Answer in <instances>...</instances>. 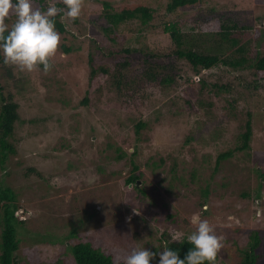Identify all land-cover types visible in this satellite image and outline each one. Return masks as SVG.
I'll use <instances>...</instances> for the list:
<instances>
[{"label":"rangeland","instance_id":"374dc122","mask_svg":"<svg viewBox=\"0 0 264 264\" xmlns=\"http://www.w3.org/2000/svg\"><path fill=\"white\" fill-rule=\"evenodd\" d=\"M58 1L63 0H53L57 7ZM169 1L81 0L82 23L61 18L68 31H58L60 44L47 73L41 66L32 72L11 64L3 68L0 83L20 112L11 138L16 152L0 168V187L13 188L16 215L25 220L18 264H77L67 246L78 241H90L123 262L133 247L152 251L164 237L174 241L192 232L194 217L208 219L223 237L215 264H243V250L256 231V252L262 255L257 264H264V72L220 62L195 78L190 62L171 54L152 63L173 65L176 84L135 79L150 66L142 61L147 53L177 49L164 31L170 22L189 34L196 25L199 51L222 59L236 48V38L256 64L264 57V0H202L168 14ZM48 3L34 0L33 6L46 9ZM138 5L155 10L151 22L135 18L111 33L105 29L107 7ZM14 20L10 13L6 22L11 26ZM228 23L238 28L224 37L222 25ZM63 43L73 52L65 53ZM125 48L133 52L127 55ZM114 56L133 62L127 70L133 77L121 90L112 72L100 70L91 80L92 66L112 71ZM162 78L159 73L155 82ZM250 83L258 87L248 88ZM87 95L90 102L83 103ZM249 119L250 148L241 151ZM140 120L147 126L138 133ZM133 174L140 176L138 184L128 182ZM70 221L75 237L68 236ZM58 223L66 226L53 236Z\"/></svg>","mask_w":264,"mask_h":264},{"label":"trees","instance_id":"16d2710c","mask_svg":"<svg viewBox=\"0 0 264 264\" xmlns=\"http://www.w3.org/2000/svg\"><path fill=\"white\" fill-rule=\"evenodd\" d=\"M202 0H170L167 5V13H175L181 8H185L188 6H194L197 3L201 2ZM57 5L59 8H62L61 6H64L63 1H58ZM65 7V6H64ZM43 8H46L45 6ZM155 10L147 5H138L137 7L133 9H124L122 11H113L109 7H107L104 11V15L106 19L108 20V25L106 26V30L111 33L114 29H117V27L128 20L131 19H139L142 24H147L151 22L153 19V16L155 15ZM62 14H58L56 17V28L60 33H66L68 31L67 28V22L66 20H62ZM75 23L80 24L82 23L81 20L76 18L73 20ZM196 27V25L194 26ZM192 32L185 33L182 31L180 25L177 22H170L166 23L164 25V31L168 33L173 42L176 43V48L174 51L169 53H147L148 56L143 58L142 61H146L150 65L147 67V72L144 76L140 77L137 76L135 79L139 80H145L151 84H160L163 86H170L173 84H176L178 81L176 76H174L173 72L170 73V68L173 67L171 64H162L159 62L152 63L154 61V58H158L161 60H166V58H170L171 54H175L179 58L186 59L190 62L192 69L194 70L195 74L194 77L198 76L200 77V73L204 74L205 72H208L212 67L215 65H219L220 62H224L225 64L232 66V68L236 69L238 67L242 68H256L259 72H264V57L260 58V60L257 61V63H253L250 61V58L247 57V48L243 45H240L237 47L239 41L234 38L231 39V45L233 47H236L231 54H228L225 56L224 59L219 57V55L214 54L212 52L209 53H202L199 51V45L201 44V37L198 35V31L194 29ZM238 28V25L236 23H228L227 25L223 24L222 29L224 30L221 35L224 37H227L230 35L232 31ZM231 36V35H230ZM63 51L65 53L73 52V47L71 45H67L66 43L62 44ZM122 51L126 52L127 55L131 54L133 52V49L125 48ZM113 55H115L114 52H112ZM240 53L239 55H237ZM111 55V54H110ZM110 57V56H109ZM129 58V57H128ZM124 57V59H121L119 56H114L115 60V67L112 69V71L109 68L106 67H100L95 68L92 66L91 69V80L96 78L100 74V70L106 74L113 73L116 85L120 86V90L123 89V87H128L129 83L128 81L132 79V73H127L128 66L132 65L133 62ZM92 59V58H91ZM92 62V60H90ZM246 62L249 64L246 65ZM52 64V61H51ZM157 65V66H155ZM7 66L6 63H4L3 58L0 57V81L2 78V70ZM43 68V66L41 65ZM177 67V66H176ZM156 68L159 72H154ZM137 69V68H133ZM159 73L163 74L162 81L159 83H156L155 80L158 79ZM2 74V75H1ZM204 78V77H203ZM202 78V79H203ZM146 81V80H145ZM203 83L205 80L203 79ZM178 84V83H177ZM141 84H138V87L141 88ZM204 87V85H203ZM225 89H230L231 85H223ZM248 88H255L258 87V85L254 84L251 85V83L247 86ZM6 88L4 85H1L0 83V168H4L8 158L11 154L16 152V148L14 144L11 142V138L14 135L16 123L20 120V112H19V103L14 99V96L12 93L9 92V94H6ZM131 99V98H129ZM124 102H129L128 99H123ZM90 99L88 95L83 99V103H89ZM130 103H132L130 101ZM147 126V122L140 120L136 124L137 132L139 133V130ZM252 123L251 120H247L246 122V130L242 134L243 140L242 144L237 147L239 150H247L250 148V141L252 138ZM232 152L228 153H222L219 156V159L228 157L231 155ZM219 161V160H218ZM137 168V166H135ZM30 170H34V168H31ZM36 171V170H35ZM260 171V170H259ZM261 172V171H260ZM39 173V172H38ZM262 177H264V174L261 172ZM140 176L133 174L128 178L129 183L135 182V184H138ZM259 186H263L262 182H259ZM17 195L13 188L10 186H1L0 187V264H18L16 253L20 248V242L21 238L19 237V230L22 226V223L25 224V220L20 219L18 215H16L17 210L19 209V205L16 203ZM74 221H70L71 224V230L70 235L71 236H77L76 232V226L73 223ZM59 226L57 227L58 231H51V234L53 236H57V233H61L63 230V227L66 225H61V223H58ZM51 235V236H52ZM68 237V238H69ZM253 240L249 247L247 249H244L243 252L245 253V261L243 264H257L262 257L261 254L256 252L257 247H259L261 238L259 236V232L256 231L254 234H252ZM67 238V239H68ZM70 251L73 253V257L77 264H123V262L115 261L113 256L111 254H107L102 249L96 247L93 245L90 241H78L76 243L69 244L67 246ZM169 247L173 250H178L179 255L181 258H184L187 251L192 247L190 243H188L186 240L181 243L180 241H173L167 237H164V239L161 240L160 244H157L153 247V252L159 253L163 251V248ZM159 260V255H157L151 262L156 263ZM218 260V255L216 258L215 263ZM207 264V262H205Z\"/></svg>","mask_w":264,"mask_h":264},{"label":"clouds","instance_id":"9594fccd","mask_svg":"<svg viewBox=\"0 0 264 264\" xmlns=\"http://www.w3.org/2000/svg\"><path fill=\"white\" fill-rule=\"evenodd\" d=\"M33 3L34 0H0V57L4 63L21 71L32 72L42 65L47 73L60 44L56 17L62 14V17L75 20L81 14L82 3L81 0H63L65 7L59 8L49 0L46 9L34 7ZM10 13L15 15L11 26L6 22ZM192 223L195 225L192 232L173 237L174 241L183 243L186 240L192 245L184 258L178 250L169 247L159 253L133 247L123 256V264H151L157 255L158 264H215L223 237L216 233L208 219L194 217Z\"/></svg>","mask_w":264,"mask_h":264},{"label":"bare ground","instance_id":"6f19581e","mask_svg":"<svg viewBox=\"0 0 264 264\" xmlns=\"http://www.w3.org/2000/svg\"><path fill=\"white\" fill-rule=\"evenodd\" d=\"M105 160V159H104ZM101 163V162H100ZM96 169V168H95Z\"/></svg>","mask_w":264,"mask_h":264}]
</instances>
